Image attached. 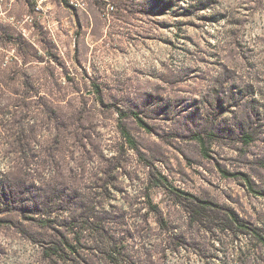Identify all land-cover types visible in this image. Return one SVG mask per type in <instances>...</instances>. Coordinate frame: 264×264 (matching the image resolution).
<instances>
[{"label": "rangeland", "instance_id": "rangeland-1", "mask_svg": "<svg viewBox=\"0 0 264 264\" xmlns=\"http://www.w3.org/2000/svg\"><path fill=\"white\" fill-rule=\"evenodd\" d=\"M0 264H264V0H0Z\"/></svg>", "mask_w": 264, "mask_h": 264}, {"label": "trees", "instance_id": "trees-1", "mask_svg": "<svg viewBox=\"0 0 264 264\" xmlns=\"http://www.w3.org/2000/svg\"><path fill=\"white\" fill-rule=\"evenodd\" d=\"M61 1H63V2H66V0H61ZM134 115L136 116V118H137V120L139 121V123L141 124V125H143L144 127H148V128H150V126L137 114V113H134ZM122 131H123V134H124V136L132 143V144H134V140L132 139V136H131V134H130V132H128L127 131V129H125V127H123L122 126ZM197 138H198V140L200 141V143H202L203 145L205 144V142H204V139L200 136V135H198L197 136ZM205 152V151H204ZM228 175H231V176H238L239 174L238 173H227ZM245 181L246 182H249V179L248 178H246L245 179ZM193 198H195V200L193 199V201H195L196 202V200L198 201V206H200V208H206L207 206H209V202H207V201H204V200H201V199H199L198 197H195V196H192ZM235 218V221L237 220V218L236 217H234ZM233 221H234V219H232Z\"/></svg>", "mask_w": 264, "mask_h": 264}]
</instances>
